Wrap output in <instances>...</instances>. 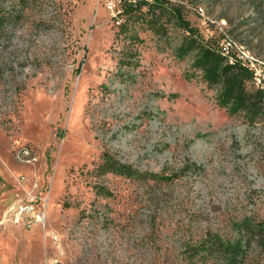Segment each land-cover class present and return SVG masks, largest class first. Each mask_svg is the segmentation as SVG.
<instances>
[{
    "label": "rangeland",
    "instance_id": "rangeland-1",
    "mask_svg": "<svg viewBox=\"0 0 264 264\" xmlns=\"http://www.w3.org/2000/svg\"><path fill=\"white\" fill-rule=\"evenodd\" d=\"M165 1L120 23L102 0H0V264H185L209 238L264 264V115L221 105L171 10L264 62V0ZM29 195L45 222L24 229L4 212Z\"/></svg>",
    "mask_w": 264,
    "mask_h": 264
},
{
    "label": "trees",
    "instance_id": "trees-1",
    "mask_svg": "<svg viewBox=\"0 0 264 264\" xmlns=\"http://www.w3.org/2000/svg\"><path fill=\"white\" fill-rule=\"evenodd\" d=\"M151 1L148 4L127 6L125 14L142 8H146L147 11L167 9L168 3L165 0ZM171 10L175 22L182 31L181 51L184 55H191L194 68L200 71L207 85L216 90L221 105L233 111L264 115V86H256L253 73L239 63L228 64L227 58L219 51L218 42L201 39L197 29L184 19L177 7L174 6ZM7 19L5 13H0V34L5 31ZM249 83H252L256 89L248 87ZM100 160L98 169L118 174L126 173V170L106 153ZM243 247V239L224 242L209 238L197 246H189L185 249V264H246L247 256Z\"/></svg>",
    "mask_w": 264,
    "mask_h": 264
},
{
    "label": "built area",
    "instance_id": "built-area-1",
    "mask_svg": "<svg viewBox=\"0 0 264 264\" xmlns=\"http://www.w3.org/2000/svg\"><path fill=\"white\" fill-rule=\"evenodd\" d=\"M110 18L112 20H120L125 15V8L127 6H136L138 4H148L151 0H102ZM194 10H198V6ZM221 32L218 48L220 53L227 54V63H239L241 66L252 72L257 76L259 86H264V75L260 74L259 64L264 65L262 61L249 60V53L242 47L234 44V39ZM21 155H28V150L22 148ZM4 217L11 224L30 229L35 225H43L45 222V214L38 204V199L35 195H29L25 200H20L6 209Z\"/></svg>",
    "mask_w": 264,
    "mask_h": 264
},
{
    "label": "bare ground",
    "instance_id": "bare-ground-1",
    "mask_svg": "<svg viewBox=\"0 0 264 264\" xmlns=\"http://www.w3.org/2000/svg\"><path fill=\"white\" fill-rule=\"evenodd\" d=\"M241 45V44H240ZM247 52V51H246ZM248 53V52H247ZM223 56H225L226 58H227V54H223V53H221ZM249 60H251V61H254V58L252 57V56H250V54H249ZM254 75V79H255V83H256V86H258L259 85V83L257 82V76L255 75V74H253Z\"/></svg>",
    "mask_w": 264,
    "mask_h": 264
},
{
    "label": "crops",
    "instance_id": "crops-1",
    "mask_svg": "<svg viewBox=\"0 0 264 264\" xmlns=\"http://www.w3.org/2000/svg\"><path fill=\"white\" fill-rule=\"evenodd\" d=\"M13 204H15V203L10 204L9 206H7V208H9L10 206H12Z\"/></svg>",
    "mask_w": 264,
    "mask_h": 264
}]
</instances>
